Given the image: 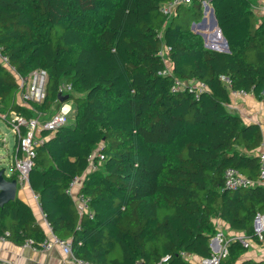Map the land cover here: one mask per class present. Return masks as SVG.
Returning <instances> with one entry per match:
<instances>
[{"label": "trees", "instance_id": "16d2710c", "mask_svg": "<svg viewBox=\"0 0 264 264\" xmlns=\"http://www.w3.org/2000/svg\"><path fill=\"white\" fill-rule=\"evenodd\" d=\"M169 1L0 0V114L57 111L60 85L72 86L74 123L42 132L29 184L53 233L94 264H161L167 255L166 264H193L187 256L211 255L216 219L259 242L253 223L264 212V186L226 190L224 171L256 179L263 133L231 111L223 77L264 99V0H210L225 51L192 29L202 0L170 16L161 10ZM38 68L49 74L44 101L17 103L15 72ZM177 79L207 89L199 98L172 92ZM96 149L105 159L81 184L89 218L66 189ZM0 235L40 243L46 232L16 197L0 207ZM246 249L232 241L221 263L239 264Z\"/></svg>", "mask_w": 264, "mask_h": 264}, {"label": "built area", "instance_id": "2783aa9c", "mask_svg": "<svg viewBox=\"0 0 264 264\" xmlns=\"http://www.w3.org/2000/svg\"><path fill=\"white\" fill-rule=\"evenodd\" d=\"M191 1L192 0H171L166 4H163L161 10L163 13L170 16L179 5L190 4ZM202 3L204 8H212L210 0H202ZM213 34L216 36V39L212 37ZM205 40V44L209 48L217 49L219 51H223L224 49L227 50L226 47L223 48V46H225V41L219 30L212 32V35H208ZM161 55H164L163 50ZM0 59L5 63L7 61L6 57L1 54ZM15 74L19 82V96L22 103L24 105L32 103L41 104L46 97L47 85L49 82V74L47 70L38 68L33 70L27 76H22L17 72H15ZM223 79L229 88V93L232 99L245 97L250 93L243 88H232L229 79L227 77H223ZM186 89L195 91L196 98H199L200 94L207 89V85L201 82L177 79L171 87L172 92ZM71 91L72 86L70 84L62 83L59 87L58 93L65 95L70 94ZM36 113L37 116L31 118L19 115L14 111L8 116L3 115V118L11 126L17 138L13 164L17 171V182L22 186H26L29 183V172L34 164L36 150L46 140V137L40 136V134L45 130L53 134L59 128L67 125L70 116L73 113V107L67 100L62 102L59 109L47 119L41 118L43 115L42 112L36 111ZM104 159L105 155L98 149L91 153L88 156V168L86 172L81 176L73 178L66 189L67 194H69L74 200L80 216L87 215L89 218L94 217V211L90 206L91 198L81 191V184L87 174L94 172L101 167ZM259 164V173L256 179L250 178L236 167H227L224 171V188L229 191H237L249 189L255 185L264 186V152L259 153ZM34 196L38 200V196L35 193ZM46 224L49 230L48 233H46V237L40 243H36L33 239H26L23 243L24 246L32 247L34 250H49L53 246L59 245L65 254L73 258L75 264H94L86 259L76 257L72 250L71 240L57 237L47 221ZM254 234L259 241H264V212L258 213L254 219ZM0 237L4 238L5 236ZM232 241L240 242L245 248H249L251 245L249 235L244 232H234L228 235L227 230L224 229L219 222L216 226V233L210 239L211 255L209 257H198L193 255L192 258H195V260H191V256L189 255L187 256V259L193 264H221L222 259L229 253V245ZM168 260L169 256H164L161 259V264H166Z\"/></svg>", "mask_w": 264, "mask_h": 264}, {"label": "crops", "instance_id": "0c3cea01", "mask_svg": "<svg viewBox=\"0 0 264 264\" xmlns=\"http://www.w3.org/2000/svg\"><path fill=\"white\" fill-rule=\"evenodd\" d=\"M259 1L260 0H257L256 2L258 3ZM204 17L205 19L207 18L206 15H204L201 21H203ZM210 18H211L210 21L211 26L209 28V32L214 27L218 29V25L216 26L212 21V17ZM201 23L204 24L203 22ZM206 23H208L207 19H206ZM200 27L202 29L201 30L202 34L205 35L206 32L204 31L207 29V25L204 24L201 25ZM212 31H216V30H212ZM16 100L17 103L24 105L20 99L19 91ZM74 107L75 106L73 105V108ZM229 108L234 113H238L240 116H242L244 120L247 121V123H258L261 126V130L263 133V142L259 147L258 152L259 153L264 152V99L260 100L252 92H250L245 97L232 99L231 103L229 104ZM54 112H56V110L51 111L45 115L43 114L41 118L47 119ZM1 115L8 116L10 114L7 112V113H1ZM35 116H37L36 112L34 113L33 117ZM70 120L71 121L69 124H73L74 116ZM40 136H44V135L40 134ZM16 145H17V138L14 145L15 146L14 151L11 154H9V159L6 158L7 161L9 162L10 170L7 169L6 167L7 165L6 166L4 165L6 168V176L8 179H14L13 178L14 175H16L17 177V171L14 168V164H13ZM16 197H18L19 199L23 200L24 202H26L31 206L34 215L37 219V222L45 230V232L48 233L49 230L46 224L45 215L42 211L39 200H37L34 196V192L30 187V184L28 183L26 186H22L18 184ZM224 227L226 228V230H229L226 227V225ZM227 232L231 233L232 231L231 232L227 231ZM0 236H4V235H0ZM245 260H254L257 262L264 261V241L254 242L251 240V245L249 248L246 249V252L240 259L239 264H242V262ZM0 264H75V261L71 256L65 254V252L62 250V248L59 245H55L49 250H34L32 247L24 246V244H16L11 239H8L5 236L4 238L0 237Z\"/></svg>", "mask_w": 264, "mask_h": 264}, {"label": "rangeland", "instance_id": "374dc122", "mask_svg": "<svg viewBox=\"0 0 264 264\" xmlns=\"http://www.w3.org/2000/svg\"><path fill=\"white\" fill-rule=\"evenodd\" d=\"M261 1V0H260ZM255 5H257V4H255ZM204 7V6H203ZM213 8V7H212ZM212 8H203V14L204 15H206V19H207V22L208 23H204V24H206L207 25V29L204 31V32H206V34H205V38H207V36L208 35H212V32H216L217 30H219V29H217L216 27H214L212 30H216V31H212V30H210V32H209V28H210V21H211V13H212ZM202 21H200V22H197L196 24H194V25H192L193 27V30L194 31H198V32H200V33H202L201 32V25H204V24H202L201 23ZM214 39H216V36L213 34V36H212ZM223 38H224V36H223ZM219 40H220V38H219ZM222 41V40H221ZM221 47V46H220ZM226 46H223V48H225ZM222 48V47H221ZM215 50H217V49H215ZM223 51H225V49L223 50ZM164 56H165V52H164ZM69 103H71V106L73 107V102L72 101H69ZM74 110V109H73ZM71 119V118H70ZM70 121L71 120H69L68 121V124L70 123ZM245 122H247L246 120H245ZM15 142H16V135L14 134V132H13V130H12V128H11V126L8 124V122L3 118V116L0 114V144H1V146H0V155H2V156H4L5 158L2 160V159H0V167H5L6 165V167H7V169H9L10 170V166H9V162L7 161V159L6 158H8L9 159V154H11L13 151H14V149H15ZM5 165V166H4ZM46 219V218H45ZM47 221V220H46ZM219 222L221 223V221L220 220H218V219H216L215 220V226H217L218 224H219ZM221 226L224 228V229H226L224 226L225 225H223V223H221ZM251 243V242H250ZM191 258V260L193 259V260H195V258H192V256L190 257Z\"/></svg>", "mask_w": 264, "mask_h": 264}, {"label": "water", "instance_id": "95a60500", "mask_svg": "<svg viewBox=\"0 0 264 264\" xmlns=\"http://www.w3.org/2000/svg\"><path fill=\"white\" fill-rule=\"evenodd\" d=\"M208 9V7H207ZM212 21L213 23L217 26V19L214 14V9L212 8V13H211ZM203 23L206 22V19L204 17ZM194 25V24H193ZM225 41V46L226 49H228V42L226 38L224 37ZM262 95L264 96V88L262 89ZM69 94H61L58 93V98L61 102H64L69 99ZM1 146V144H0ZM0 159H4V156L0 155ZM17 189H18V182L17 179H8L6 176V168L5 167H0V207L4 206L5 204L9 203L10 201L14 200L17 195ZM138 264H144L142 261L138 262ZM223 264V263H221Z\"/></svg>", "mask_w": 264, "mask_h": 264}, {"label": "clouds", "instance_id": "9594fccd", "mask_svg": "<svg viewBox=\"0 0 264 264\" xmlns=\"http://www.w3.org/2000/svg\"><path fill=\"white\" fill-rule=\"evenodd\" d=\"M67 101V100H66Z\"/></svg>", "mask_w": 264, "mask_h": 264}]
</instances>
